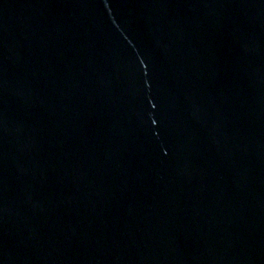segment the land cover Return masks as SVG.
<instances>
[{"label":"water","instance_id":"95a60500","mask_svg":"<svg viewBox=\"0 0 264 264\" xmlns=\"http://www.w3.org/2000/svg\"><path fill=\"white\" fill-rule=\"evenodd\" d=\"M0 264H264V0H0Z\"/></svg>","mask_w":264,"mask_h":264}]
</instances>
